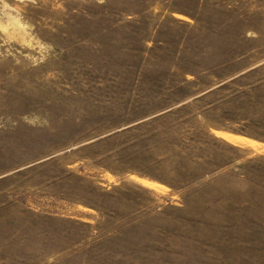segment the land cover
I'll list each match as a JSON object with an SVG mask.
<instances>
[{
	"label": "rangeland",
	"instance_id": "obj_1",
	"mask_svg": "<svg viewBox=\"0 0 264 264\" xmlns=\"http://www.w3.org/2000/svg\"><path fill=\"white\" fill-rule=\"evenodd\" d=\"M0 264H264V0H0Z\"/></svg>",
	"mask_w": 264,
	"mask_h": 264
}]
</instances>
